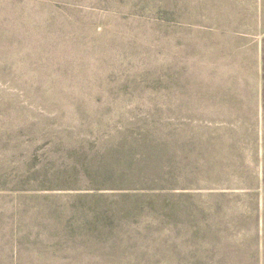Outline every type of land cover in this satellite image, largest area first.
Listing matches in <instances>:
<instances>
[{"label":"rangeland","instance_id":"obj_1","mask_svg":"<svg viewBox=\"0 0 264 264\" xmlns=\"http://www.w3.org/2000/svg\"><path fill=\"white\" fill-rule=\"evenodd\" d=\"M0 264H264V0H0Z\"/></svg>","mask_w":264,"mask_h":264}]
</instances>
